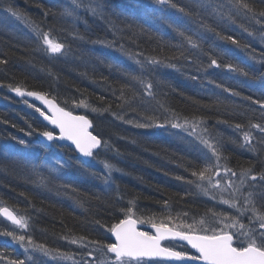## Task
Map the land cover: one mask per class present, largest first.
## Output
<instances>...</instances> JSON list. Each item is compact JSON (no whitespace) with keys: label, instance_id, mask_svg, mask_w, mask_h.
Listing matches in <instances>:
<instances>
[{"label":"trees","instance_id":"16d2710c","mask_svg":"<svg viewBox=\"0 0 264 264\" xmlns=\"http://www.w3.org/2000/svg\"><path fill=\"white\" fill-rule=\"evenodd\" d=\"M98 2L103 18L83 8L75 16L64 15L71 0H0V60L7 61L0 64V203L26 217L28 225L20 229L0 216V231L15 230L52 253L50 260L29 259L19 243L0 236V254L4 257L0 264L14 259L24 260L25 264H83L85 260L98 264L111 260L113 256L106 249L93 251L96 245H80L91 240L114 243L108 229L125 218L121 209L129 206L133 207V218L145 225H151L150 220L163 221L170 227L195 223L196 231H219L224 227L213 212L239 215L219 203V196L211 199L187 182L196 180L190 174L192 170L205 163L216 164L217 160L199 140L189 142L195 146L169 141L165 130L170 135L175 132L171 122L195 120L203 125L197 128L199 134L217 143L220 175L214 179L223 183L225 167L236 171L237 176L242 169L251 168L257 180L247 183L256 185L254 192L264 193V180L259 179L264 174V144L258 143L264 133L250 127L253 123L264 125V109L252 102H264V17L257 16L261 21L257 23L251 14L241 13L233 14L230 20L228 0H217L225 5L223 16L200 8L198 0H171L176 8L157 5L152 0ZM248 2L257 13L264 11V0ZM9 5L19 12L20 18L5 11ZM179 8L191 15H184ZM92 23L98 26L93 27ZM35 26L63 43L65 52L48 53L40 41L51 59L37 55L35 42L31 47L22 40L23 35L34 32ZM177 29L191 36L199 47H191ZM228 36L240 46L223 38ZM82 43L90 45V53L84 51L86 46ZM147 57L162 63L148 64ZM213 58L221 67L210 66ZM137 61L143 62L144 68ZM229 63L249 75L223 67ZM141 80L151 83L152 95L146 94ZM8 85L43 93L67 111L88 116L104 141L112 136L113 155L108 161L118 170L112 171L107 183L96 181L94 163L82 162L71 148L41 145L38 135L49 129L35 110L37 106L25 99H14L8 93ZM81 100L86 107L80 105ZM153 122L163 124L165 129L135 126ZM236 124L242 127L238 129ZM244 132H251L252 145L258 151L249 150ZM232 133L237 134V140L230 137ZM172 139L180 140L174 135ZM19 140L25 143L20 144ZM18 147L26 148L31 164L11 153ZM101 156L100 151L95 154L96 158ZM57 160L63 163L62 168L53 164ZM231 178L239 183L237 177ZM248 190L245 188V193ZM224 196L228 198L227 193ZM256 201L264 211V197L258 195ZM250 215L249 212L241 217L244 224H248ZM201 219L205 221L203 225L199 223ZM80 237L84 240L80 241ZM73 238L77 244L69 242ZM234 238L235 246L246 243L242 236ZM165 245H176L178 250L192 254L184 245ZM90 251L92 256H88ZM60 253H68L73 259L66 261Z\"/></svg>","mask_w":264,"mask_h":264},{"label":"snow or ice","instance_id":"6c2138e0","mask_svg":"<svg viewBox=\"0 0 264 264\" xmlns=\"http://www.w3.org/2000/svg\"><path fill=\"white\" fill-rule=\"evenodd\" d=\"M152 3L157 5H170L172 8H176L177 5L172 3L171 0H152ZM198 6L203 9H211L212 12H216L223 16L222 9L225 7L223 4H218L217 0H198ZM148 6L145 5V8ZM83 8L85 11L90 12L93 16H100L103 18V9L102 5L98 0H71V7L65 8L64 15L75 16L77 10ZM12 16L20 18V14L10 5L5 8ZM178 11L184 15H191L189 11L184 8H179ZM228 19H232L233 14H251L253 19H256L257 16L264 17V11L257 13L248 0H228ZM257 23H261L259 19H256ZM205 27H208L205 25ZM33 31L36 33L38 40L43 42L45 46V51L51 54H60L63 52L65 45L63 43L54 41L49 33L43 32L38 26L33 28ZM180 36L184 37L187 40L188 44L197 48L199 45L192 39L191 36L185 34L184 31L177 29ZM209 31H212L209 28ZM219 35V34H218ZM224 39L230 40L232 44L237 46L239 42L228 36L223 37ZM107 46L111 47V44ZM122 48V46H121ZM183 55V53H181ZM146 61L148 64H160L162 61L157 60L155 57H147ZM7 61L0 60V64H6ZM141 65V68H144V63L137 61ZM174 67V65H168ZM210 66L221 67L217 63L215 58L211 59ZM223 67L227 68L233 72H240L245 76H248L249 73L244 69L234 66L233 64H225ZM133 79H139V77L133 76ZM144 84L146 94L152 95L151 83H147L143 80L140 81ZM2 86V85H0ZM219 87V85H217ZM261 86L264 87V79L261 80ZM9 90L16 93V95L24 97H34L37 100L42 101L52 113L51 116L46 115L45 112L41 111L39 107L35 110L40 113V115L51 124L55 125L60 130L59 136H54L51 131L40 132V135L45 137L48 141L52 140H68L75 145V148L85 157H93L94 150L101 147L102 140L97 138L95 135H91L87 132V128L90 127V122L85 119L83 116H73L70 112H66L63 108L58 107L52 99H48L46 95L37 92V91H26L21 87H13L8 85ZM228 91V89H225ZM233 95H238V93H232ZM245 99H249L246 97ZM253 103H259L261 109H264V102L253 100ZM81 106H87L83 100L80 101ZM29 107L33 105L29 104ZM96 109H93L95 111ZM132 123V121H128ZM202 123V121H201ZM136 127L139 128H149V127H164L163 124L153 123H137ZM172 128H181L185 131H188L190 128L191 131H188V135H195L198 123L194 121H189L185 119L184 124L171 122ZM236 128H241L240 124L235 125ZM251 128L258 130L261 133H264V125L260 123H253L250 125ZM202 131H207L203 129ZM31 135V133H26ZM200 141L212 154L216 157L217 163H205L202 167L192 170L191 176L195 177L196 180L187 181L190 184H195V186L200 189L205 195H208L211 199H217L219 196V203L228 205L229 208H233L239 215H226L224 213L213 212V215L219 216L221 223L224 227L217 231L215 228H202L200 231H196L195 223L193 224H176L169 226V224L164 223L163 221L156 223L154 221H149L151 227L155 229L153 235H149L147 232L137 231L136 223L137 221L133 218L132 212L133 207L129 206L126 209H121L125 212V218L120 220L118 223L111 226L108 229L116 238L115 243H102L101 241L91 240L87 244H81V247H87L88 245H96V250L106 249L107 253L113 254L111 260L105 259L99 261L98 264H145L144 258L149 260L157 259L164 261H201L202 264H264V211L261 208L257 207L256 197L259 195L264 197V193H256L252 189L256 188L254 184H248L247 181H256L257 176L252 174L251 168L242 169L237 176V172L225 167V179L223 183L221 180L214 179L215 176L220 175V165L219 160L221 157L220 149L217 146V143L212 142L210 139L205 138L203 135L195 137ZM15 139V138H14ZM243 139L245 144L249 145L250 151H258V149L252 145V140L254 137L251 132H244ZM20 144H24V140L18 141ZM106 146V142H103ZM258 143L264 144V139L258 141ZM26 163L31 164V161L27 158H24ZM53 164L63 167V163L60 161H53ZM33 170H36V165H32ZM105 169L108 171L109 178L112 171L118 170L114 169L113 165L105 162ZM52 170H55L53 168ZM228 173H231V176H228ZM39 175V173H37ZM231 177H237L239 183L237 184ZM177 179H183V177H177ZM260 180H264V174H261L259 177ZM44 180V177L41 176V181ZM108 178H105L107 183ZM249 189L246 193L244 189ZM224 193L228 194V198H225ZM242 199V204H241ZM130 205H133V202H129ZM167 206V202H165ZM264 208V205H261ZM251 213L248 217V224H244L241 220L246 213ZM187 215V213H185ZM0 216L5 217L11 224L17 226L20 229L27 228V219L24 216H19L14 210L10 209L3 203H0ZM169 223L172 221V217H168ZM201 225L205 223L203 219L199 221ZM187 229V230H185ZM227 229V230H225ZM210 233V234H209ZM0 236L10 237L12 241L20 244L24 248L25 252H28L30 249L34 252H40L44 256L51 257L52 253L49 249L45 248L42 244H35L31 237H26L24 234H17L15 230H6L0 231ZM244 237L246 243L233 246V238ZM80 241L84 240V237L79 238ZM168 240H178L184 241L187 245H190L192 249H195L199 255L189 254L187 251L178 250L176 245H162V241ZM70 243L77 244V239L73 238L69 241ZM182 247V246H181ZM61 258L71 260L73 256L68 253H60ZM88 256H92V251L88 253ZM29 259L32 257L29 256ZM0 259H4L3 255L0 254ZM8 264H25L24 260L14 259L9 260ZM79 264V262H76ZM83 264H88V261H83Z\"/></svg>","mask_w":264,"mask_h":264},{"label":"bare ground","instance_id":"6f19581e","mask_svg":"<svg viewBox=\"0 0 264 264\" xmlns=\"http://www.w3.org/2000/svg\"><path fill=\"white\" fill-rule=\"evenodd\" d=\"M92 25H93V27H95L96 25L98 26V24H93L92 23ZM91 25V26H92ZM47 33H49V31L47 32ZM28 35L27 36H24L23 35V41H25L26 43H27V45L29 44L31 47H34L33 46V44H31L32 42H35V44H36V46H37V48H38V50H37V55H39L40 57H42V58H44V59H46V60H50L51 59V57H50V55H48L46 52H44V50H43V47L40 45V40H38L37 39V37H36V33L35 32H32V33H27ZM50 34V33H49ZM54 35V34H53ZM56 38L58 39V40H60V41H62L63 39L62 38H60L59 36H57L56 35ZM81 46H86V48H85V52H87V53H90V45H87L86 43H82V44H80ZM81 51V50H80ZM65 52V48H64V50H63V52L62 53H60V54H63ZM46 54V55H45ZM63 57V56H62ZM107 57V56H106ZM60 58V57H59ZM103 58H105V57H103ZM8 92H10V90L8 91ZM49 98V97H48ZM51 99V98H50ZM79 115H82V113H79ZM86 118H88L89 119V121L91 122V119L88 117V116H86V115H84ZM184 116H187V117H190V115H188V114H184ZM173 119V118H172ZM160 124V123H159ZM198 126H201V127H203V125H198ZM213 126L214 127H216V124H214L213 123ZM221 127H222V125H221ZM160 128V131L162 130V127H156V130H158ZM172 128V127H171ZM164 129H165V127H164ZM175 132H173V133H171L172 135H174L175 136V138L176 139H180L179 141L178 140H173L172 139V135H170L166 130H165V133H166V136L168 137V138H171V139H169V141H174V142H179V144L178 145H186V143L185 142H187V143H189L190 141L192 142V141H196L197 139L195 138L197 135H200V134H198L197 132L195 133V135H192V136H190V135H188V131H191V129L189 128L188 129V131H185L184 129H181V128H172ZM90 133H91V135H95V136H97V138H99V139H101L102 140V145H101V147L99 148V150L97 151V152H95L94 153V156L93 157H91V161L94 163V165L93 166H95L96 165V167H97V169L95 170L96 172H95V176H97V178L95 179L96 181H103V180H105V178H108L109 179V174H108V171L105 169V167H104V163L105 162H107V163H109V158L113 155L112 154V152H113V150H112V144L114 143V139H113V137L111 136V138H110V140H108V141H104V139L98 134V133H96V130L94 129V127L92 128V130L90 131ZM133 134H136V133H133ZM143 134V133H142ZM138 135V134H137ZM230 137L231 138H233V139H236L237 140V134L235 135V134H230ZM107 139H108V137H107ZM181 139H185V141H182ZM103 142H106V146H105V144L103 143ZM189 144H192V145H194L195 146V144L194 143H189ZM101 152V154H102V156L101 157H99V158H96L95 157V154L96 153H98V152ZM26 152H27V150H26V148H24V147H21V148H19L18 147V149L16 150L15 148H14V150H13V152H11L12 154H15V155H18L21 159H23L24 161H25V159L24 158H27L26 157ZM78 157V156H77ZM82 161V160H81ZM82 162H84V161H82ZM85 163V162H84ZM88 163V162H87ZM91 163V162H90ZM25 164H28V163H26L25 162ZM18 233V232H17ZM66 261H70V260H66Z\"/></svg>","mask_w":264,"mask_h":264},{"label":"water","instance_id":"95a60500","mask_svg":"<svg viewBox=\"0 0 264 264\" xmlns=\"http://www.w3.org/2000/svg\"><path fill=\"white\" fill-rule=\"evenodd\" d=\"M10 94H12L13 96H15L16 98H26V99H28L29 101H32V102H34L37 106H39L44 112H45V114L46 115H49V116H51L52 115V113L48 110V108H47V106L42 102V101H40V100H37L36 98H34V97H29V96H24V97H21V96H18V95H16V93L15 92H13V91H10ZM43 94V93H42ZM45 95V94H44ZM47 97V96H46ZM48 98V97H47ZM48 99H50V98H48ZM53 100V99H52ZM54 101V100H53ZM54 103L58 106V107H60L59 105H58V103L56 102V101H54ZM60 108H62V107H60ZM65 110V109H64ZM66 111V110H65ZM66 112H69V111H66ZM71 113V112H70ZM73 116H83V117H85L84 115H79V114H73V113H71ZM40 118H41V120L52 130V131H55L57 134H53L54 136H59L60 135V130H59V128L58 127H56L55 125H53V124H51L49 121H47V120H45L41 115H40ZM85 119L86 120H88L89 121V119L88 118H86L85 117ZM90 122V121H89ZM90 127H88L86 130H87V132L88 133H90V131L92 130V128H93V125H92V123L90 122ZM91 134V133H90ZM39 140H40V142H42V143H44V144H47V145H50L51 143H53V142H55V143H59V144H62V145H66V146H69V147H71L75 152H76V154L79 156V158L80 159H82L84 162H91V157H85V156H83L76 148H75V145L74 144H72L71 143V141H68V140H52V141H48L45 137H43V136H41V135H39ZM100 148V147H99ZM99 148H97V149H95L94 150V153L95 152H97L98 150H99ZM3 217V216H2ZM5 220H7L5 217H3ZM136 220V219H135ZM8 221V220H7ZM137 221V220H136ZM8 222H10V221H8ZM11 223V222H10ZM136 229H137V231H142V229H148V230H150L151 231V234H149V235H153L154 233H155V229L154 228H152L151 227V225H149V226H144V225H142L140 222H138L137 221V223H136ZM112 236H113V240H114V243L116 242V238H115V236L112 234ZM168 241H175V242H177V243H180V244H183V245H185V246H187V247H189L190 248V250L195 254V255H199V253H197L196 251H195V249H192L191 248V246L190 245H187L186 244V242H184V241H178V240H168ZM164 242H167V241H162V245H163V243ZM233 244H234V239H233ZM234 246V245H233ZM111 254V253H110ZM111 255H113V254H111ZM144 260H147V261H163V262H168V263H185V264H187V263H195V264H202V262L201 261H199V260H197V261H189V262H183V261H164V260H160L159 258H157V259H153V260H149L148 258H144Z\"/></svg>","mask_w":264,"mask_h":264},{"label":"rangeland","instance_id":"374dc122","mask_svg":"<svg viewBox=\"0 0 264 264\" xmlns=\"http://www.w3.org/2000/svg\"><path fill=\"white\" fill-rule=\"evenodd\" d=\"M39 113V112H38ZM198 128V127H197ZM159 130V129H158ZM196 132L199 134V131L198 130H196ZM92 162V161H91ZM90 163V162H89ZM88 163V164H89ZM97 169V167H96V165L95 166H93L92 167V170L94 171V173L96 172L95 170ZM218 180H220V179H218ZM239 182V181H238ZM219 201V200H218ZM15 226V225H14ZM17 227V226H16ZM24 253H25V255H27L28 257L29 256H31L32 258H34V259H38V258H44V259H46V260H50V258H48V256H44L42 253H40V252H34V251H32L31 249L28 251V252H25L24 251Z\"/></svg>","mask_w":264,"mask_h":264}]
</instances>
